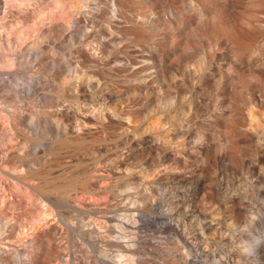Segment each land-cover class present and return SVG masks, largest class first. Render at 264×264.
I'll list each match as a JSON object with an SVG mask.
<instances>
[{
	"label": "bare ground",
	"instance_id": "6f19581e",
	"mask_svg": "<svg viewBox=\"0 0 264 264\" xmlns=\"http://www.w3.org/2000/svg\"><path fill=\"white\" fill-rule=\"evenodd\" d=\"M39 1L40 0H0V5L2 4L5 7L2 11L3 13L0 15V115L3 111L7 113H2L3 116H0V118L3 117V119H5L9 115L8 117H10L11 121L10 125V123H8L9 118L7 117V121L3 122V120L1 121L3 125L0 124V160L3 162L2 164L0 163V209L8 212L6 214L7 218H0V264H105L103 256L113 258L114 261L111 262V264H134V252L137 250L132 247V242L137 239L138 232L134 231L132 228L138 227L137 220L146 216L148 210L159 203V199L154 195L155 193L152 195L147 191L149 194L145 193L144 197L143 194H141L142 192L140 193L142 196L137 194L141 199L145 198L144 200L146 201L144 202H147V206L143 204L137 207L138 213L124 211L118 221H116L112 215H105V221L100 220L97 214L107 211V209L101 208L94 203L85 205L86 207H79L73 204L72 206L71 203H69L71 205L70 208L64 209V204L60 198L53 195V193L56 189L68 186L76 191L94 193L99 190L101 179L110 177L108 174L100 172L104 171V168L102 170V167L99 165V167L94 166L92 170L85 169L80 173L70 172L71 174L67 175L69 176L68 180L56 181L54 178L48 177L49 172L43 168L44 166L40 167L37 165L38 159H45V156L49 154H60L64 149L72 151L75 155L81 157L82 160L85 159L83 157L87 154H96L97 146L94 144H81L85 136V133L80 131L83 126L82 124L86 125L92 122L99 126L101 128L100 130L106 132L108 124H112H107L106 119L111 118V122H113L114 119L117 120L115 122H117L118 128H121V132L119 131L118 133L125 138V141L146 145L147 142L156 140L158 144H156L157 146L146 145L145 149H142L140 152L130 153L120 159L110 155L109 165L116 168L122 166L128 168L127 165L130 166L131 164L136 167L138 166V169H142L143 176H141L143 179L138 176L141 175V172L136 175L140 178V186L145 182L151 184L162 183L165 179L169 180L166 182L171 181L177 184L190 183L193 176L190 177L188 171L193 167V162H189L181 155H175L173 149L184 148L185 145H183L182 142L191 141V134H193L194 130H198L197 133H199L201 131V126L194 125L189 121L175 123V117L169 114L167 117L170 122H172V127L174 129V135L170 134V137H173V139H169L172 140V143L175 142V147L172 145L174 148L171 147L172 151L168 154L159 155L158 158L151 157L150 151L153 148L155 149L156 147L160 149L161 153V151H164L168 147V143L171 142H166L169 139L165 137L166 140L157 135L158 131H156L155 126L152 124L153 122L146 121L143 125L137 122L133 110L129 105L126 103L124 105L117 104V101L121 99L120 95L117 93L118 91L114 90L105 80L115 81L119 78V74L114 69L108 70L106 68H113V65L119 64L124 71L122 76L126 80L135 81L139 87L153 90L163 89V86L170 87L171 85H175L178 91H184L185 89L182 85L188 83L195 88V84L203 79H207L209 82H212V85H215L217 79H215L213 75L209 76L206 65L208 62H215V69H219L216 63L219 54L216 51L215 53H213L214 51L211 52L210 49L219 46L221 41L224 40L229 46V58L236 65L235 70L227 75L226 81L227 94L229 95L230 104L233 106L235 101L238 100L237 97L234 96L235 90L245 85L242 76L238 73V70H241V67L238 68V61L244 60L245 54L247 53V48L243 46L242 43L245 39L235 29L219 20L216 13L208 15L207 21H205L209 29L208 33H202L200 30L196 31V29L197 37L193 42L187 40V42H181L174 39L175 33L179 31L177 20L180 19L181 8H183V12L194 10L202 16H206V6L205 1L204 3L202 2L203 0H180L182 2L181 5H178L179 0H71L72 6L68 9L65 18L61 20H49L46 25L32 37L18 38L13 35L9 36L4 27V21L1 18L2 15L7 12L8 7L12 6L16 9L17 5L33 6L39 4ZM210 1H208V3H212ZM248 1L256 7L263 5V2L260 0ZM263 12L264 10L254 11L249 21L251 23L260 22L262 20L260 13ZM163 27V33L165 35L163 34L161 39H163L164 42H159L157 38H154L149 42L145 40L148 44H144V40H142L143 43L138 42L141 41L139 40L140 37L135 41V38L138 37L136 36L138 33L135 34V38L132 39L131 37L134 35L132 33L134 31L144 32L146 28L152 30ZM67 31L73 33L68 43L78 46L80 51L90 57L94 65H89L94 68L97 67L98 70L104 72L105 80L96 76L95 73L89 74L87 71L83 72V68H80L81 66H75V62L73 63L72 60L56 52L53 48V50L51 49V44L49 43L50 39L53 37V40L55 39L58 41ZM133 45L137 48L134 49V51L136 50V55L134 52L135 56H132L131 51H129V48H133L131 47ZM252 52L256 53V56H259L257 59L262 60L258 47L252 49ZM114 54L116 55L113 57ZM107 57L110 59H107ZM34 60H39L38 62L41 64L39 65L41 66L40 70L35 67L37 70L33 71ZM178 82L180 86L177 84ZM65 83H69L70 87H67ZM175 86L171 87L176 88ZM258 86V83L246 84V97L242 100L243 105L241 109L243 112L240 111V113H243L244 116L246 115L249 118L246 117L250 124L251 135L249 138L259 144V156L264 159V121L262 122L263 124L260 123V126H256L254 123V121L258 120L260 117H262V120L264 118V93H262L261 88L257 89ZM46 87H50V89L48 88L50 91H48L52 100L64 96L65 93L70 90L76 93L73 96L76 100H80L79 93L87 95L90 101H87L89 105L86 106L84 112H86L87 115L89 114V116L82 118L75 126H71L70 131L66 132L62 129L63 124L52 119V116L48 114L47 110L46 112L44 109L43 111L32 108L29 109V105L34 102L33 100L36 93L41 92V90ZM174 91L176 90L174 89ZM43 93L46 94L47 92ZM200 93H202L201 90H196L194 94H190V97H182V100H186L188 106L191 109L193 108L196 112H209L210 109L208 107H203L204 104L200 101ZM158 99L163 108H171L175 101V96L169 92H159ZM203 99L205 98L203 97ZM226 112L227 110H216L212 119L215 121L216 119L225 117L229 120H235L240 114L232 113L231 115H226ZM5 123L8 124L6 125ZM157 123H160L159 120ZM232 126L236 130L240 128L237 122L233 123ZM13 127L15 129H13ZM100 130L93 136L98 142L105 143V146L107 142L113 141L116 134H118H103ZM11 131L20 138L19 142L18 138H16L13 133H10ZM148 132L150 134H147ZM218 136H215L212 140H220L216 143L222 153L220 151L221 154L219 156H217V154L205 155L206 153L204 156L198 155L194 159V165L195 162H201V160L213 165L215 163L217 164L222 159H236L234 158L236 157L233 154L234 152L231 151V140L227 136H225L227 138ZM15 141H17L18 144ZM41 144L44 145V149L41 147L43 149V154L40 152V155L37 154V157H35L36 155L32 156L28 148L31 146L37 147ZM14 146L17 147L15 148ZM173 157H175L174 162L176 165L172 163L175 167L169 162ZM3 164H6L5 166H7V168L10 167V171H8L5 166L4 168ZM95 168L100 171L99 173L92 174L91 172L94 171ZM12 171H15V173ZM161 171H163V173H161ZM143 172L150 174L153 172L156 173V175L157 173L164 174L165 177L164 175L163 177L165 179L163 177V179H161V177H156V179H154L150 178L151 176L146 178ZM125 175L128 174L125 173ZM131 175L129 174V177ZM208 175L209 173H207V175L198 176L200 181L198 182L200 184L197 185L200 186V192L196 190V193L199 192L203 194L201 191L207 190L210 184L214 182L211 181V177ZM28 177L38 179V182L32 180L27 181L26 178ZM134 178L135 176L133 180ZM127 179L129 178L122 179L124 181L123 189L129 185L132 186V183H136L139 180L132 182L128 186L125 185L124 187L125 180ZM130 181L131 180H129V183ZM151 184L149 185L151 186ZM135 185L136 188H138V184L136 183ZM144 185L148 186V183ZM114 186L119 187L118 185ZM155 187H151V190L154 188L156 192ZM105 188L107 189V186ZM111 189L114 190L115 187ZM20 190L24 193L26 199L25 211L29 212V208L36 199L37 209L35 214H28L26 212V214H21L20 217L19 214L10 207L9 201L14 197L13 193ZM158 192L159 191H157V193ZM227 193L228 191L226 194ZM235 193L237 194V192ZM120 194H123L124 198V193ZM120 194L116 193L115 195L118 196ZM125 194H127V192H125ZM236 194H227L229 196L228 200L230 201L227 208L230 210L229 215L232 216H230L232 219L235 218L236 221L239 220V222H244L243 220L247 219V213L245 214L247 211H244L245 209L243 210L242 207V201L244 199L240 201L239 197L241 196L238 197ZM131 195H133L132 192ZM201 197L195 195V206H191L192 204L189 205L191 208H189L190 211L188 212L191 213L190 216H192V220L189 219L191 223L194 220V224L198 226L197 229L202 232L206 230L212 231L218 223L216 224L215 218L213 217L214 215L212 216L209 210L207 211V208L202 206L208 202V200L206 201L207 196L205 197L202 195ZM47 201H50L54 207L50 206ZM68 202L70 201L68 200ZM160 203L162 204V201ZM207 205L209 206L208 203ZM120 209L123 208L120 207ZM131 209H136V205L135 208ZM76 210H78L77 213L80 214V218L77 224H72L71 217L76 213ZM111 210L113 211V209ZM109 211L110 209L108 212ZM217 217L220 219V216ZM147 220L150 221V219ZM12 221L15 222V225H13L14 223ZM11 222L13 227L17 229H14V231H17V234L12 238L15 240L11 241L10 239V241H7L2 239L1 236L12 227ZM191 223L190 225H192ZM143 224L144 223H142V225ZM117 227H119L118 231L120 237L123 239H108V237L117 230ZM140 227L141 226H139V228ZM166 227L173 229L174 233L178 236L177 238L180 240L175 242L178 249L175 251L176 253L178 251L180 252V256H177L180 259L178 261L179 264H205V261L196 258L195 255H189L183 250L185 247L194 250V243L188 236L185 223H169ZM68 231L73 233V237H75L76 232H79L81 239H68L69 241L61 239L63 233ZM59 233L62 235H59ZM198 234L201 235V233ZM101 242L117 246L116 253L104 251ZM181 242H183L184 245ZM245 249H254L255 251V246L247 244L245 245ZM209 259H211V263L213 264H256L249 259L245 260V262L230 257L223 258L214 256ZM141 261L139 262L141 263Z\"/></svg>",
	"mask_w": 264,
	"mask_h": 264
},
{
	"label": "rangeland",
	"instance_id": "374dc122",
	"mask_svg": "<svg viewBox=\"0 0 264 264\" xmlns=\"http://www.w3.org/2000/svg\"><path fill=\"white\" fill-rule=\"evenodd\" d=\"M204 1L206 6L205 7L206 16L205 15L202 16L199 13H197V11L194 10L183 12L182 11L183 8H181L180 19L177 20L179 31L175 33L174 39L179 40L181 42H185L186 40L193 42L194 39L197 37L196 31L200 30L202 33H208L209 29L208 26H206L205 21H207V17L211 13H216L219 20H221L229 27L235 29L237 32H239V34H241L244 37L245 40H243L242 38L243 40L242 43L243 46L247 48L246 51L247 53L245 54L244 60L238 61V65H239L238 68L241 67L240 68L241 70L240 71L238 70V73L242 76L245 85H242L237 90H235L236 93L234 92V96H236L238 100L235 101L233 106H231L229 101V95L227 94L226 81H227V75L235 70L236 65L229 58V46L228 43L224 40L221 41L219 46H215L212 49H210L211 52L214 51L213 53H215L216 51L219 54L218 59H216L217 60L216 63L219 66V69H215L216 68L215 62H208L206 65V70L209 76L213 75L215 79H217V83L215 85H212V82H209L207 79H203L195 84L196 86L195 88L193 87V85H190L188 83L182 85V87L185 89L184 91H178L175 85H171V86H175L176 88H173L171 86L170 87L163 86L164 88L159 90L139 87L135 81H128L122 76L124 71L119 64L113 65V68L111 67L106 68L108 70L114 69L119 74V78H117L115 81H108L104 77L105 76L104 72L98 70L97 67L96 68L92 67L94 63L91 62L92 60L90 59V57H88L84 52L80 51L78 49V46L76 45L74 46L68 43L73 36L72 32L67 31L60 37V39H58V41L55 39L53 40V37L49 41V43L51 44L50 46L51 49L53 48L56 52H59L61 55L72 60L73 63L75 62L74 63L75 66L78 67L81 66L80 68H83L82 69L83 72L87 71L89 74L95 73L96 76L104 80L106 79L105 81H107L108 84L114 90H117L118 91L117 93L120 95L121 99L117 101V104L124 105L126 103L127 105H129L130 108H132L133 110L135 120H137V122L141 123L142 125L145 124L146 121L153 122L152 124L155 126L156 131H158L157 133L158 136L163 137L164 139L166 138L169 139L171 138L170 137L171 135H174L172 122H170L169 118L167 117L169 114H172L173 117H175L174 118L176 120L175 123L189 121L194 125L201 126V131L199 133H197L198 130L193 131V134H191L190 137L191 141L182 142L183 145H185L184 148L182 149L174 148L175 142L173 143L171 142L172 141L171 139H173L172 137L168 141H166L167 139L164 140L166 142L170 141L171 143H168V147L164 151H161V153H160V149H157L156 147L155 149L153 148L150 151L151 157L158 158L159 155H165L170 153L172 151L171 150L172 147L174 148L173 153L175 155H181L185 157L189 162H193V167L190 168L188 172L190 177L192 176L194 177V180L192 177L191 178L192 183L190 182L188 184L187 183L177 184L171 181L166 182L169 180H166L164 178L165 177L164 174L163 177V175L160 173H157V175L160 174L161 176L160 175L157 176L156 173L153 172H151L152 174L143 172V175L146 178H149V176H151L150 178H154V179H156V177L159 178L161 177V179L164 178L165 181H163L162 183H154V184L145 182L148 183V186H145L144 185L145 183L143 185L141 184L140 186L139 184L140 178H138L136 175L139 172H141V175H138L141 177L142 169L141 170L138 169L137 168L138 166L136 167L134 165L135 166L134 167L133 164H131L132 165V166L130 165L131 167L127 165L128 168H126V166L116 168L109 165L110 155L112 157H116L120 159V158H124L126 155L130 153L140 152L142 149H145L146 145L155 146L156 144H158L156 143L157 142L156 140L149 141L146 143V145L125 141V138L120 136L118 133L119 131L121 132L120 130L121 128L120 129L118 128V124L117 122H115L117 120L114 119V121L111 122L112 121L111 118L106 119L107 124L112 123V124H108V129L106 132L100 130L101 128L96 124H93L92 122L86 125L82 124L83 126L80 129V131L85 133V136L81 144L84 145L94 144L95 146L98 147L95 152L96 154H87L85 155V157H83L85 159L82 160L81 157H78L72 151H67V149H64L60 154L46 155L47 156V157L45 156V159L47 158L46 160L44 158L40 160L38 159L37 165H39L40 167L44 166L43 168L46 169L47 172H49L48 177L54 178L56 181L68 180L69 176L67 175H70L71 174L70 172L80 173L85 169L92 170L94 166L99 167V165L100 167H102L101 168L102 170L104 168L105 172L100 171L97 168H95V170L91 172L92 174L93 173L95 174L97 172L99 173L100 171L110 176L101 179L102 181L100 184V188L98 191L94 193L76 191L74 189H71L70 186L56 189L54 190L53 193V195L58 196L60 198V200L64 204V209L70 208L72 204L79 207H86L85 205H88L90 203H94L101 208L107 209V211H103L97 214V217L100 220L105 221V217H104L105 215H112L116 219V221H118L121 218V214L124 211H128L131 213H138L137 207L143 204L144 205L147 204V202H144L146 201L144 200L145 198H143L145 196L144 194L149 192L150 194L153 195V193H155L154 195L159 199V203L155 204V207L152 206L153 210L152 208H150L146 216H144L140 220L139 219L137 220L138 221L137 224L141 226L140 228L139 226L132 228L134 231L138 232L137 239L133 240L132 242V247L138 251V253L137 251L134 252V258H135L134 264H142V262L143 264L178 263V261L180 260L178 258L180 256V252L178 251L177 252L178 254L176 253L178 249L176 247L175 242L180 240L179 238H177L178 236L176 233H174V230L166 226H168L169 223L177 224L179 222L185 223L188 231V236L194 243V250H190L186 247L183 248V250H185L187 254L195 255L196 258L205 261V264H213L211 263V259L209 258H213L214 256L223 257V258L230 257L238 261L241 260V262L242 261L245 262V260L249 259L250 261H253L256 264H264V159L260 158L259 156V144L253 139L249 138L251 135L250 124L248 121L249 118L246 115L244 116L243 113H240V111L243 112V110L241 109L243 105L242 100H244L246 97V84L258 83L259 86L257 87V89L261 88L262 93H264V12L260 13L262 19L260 22L251 23L249 21L251 15L254 14V11L264 10V0H260L261 2H263V5L258 7L252 5L248 0H211V1L203 0L202 2L204 3ZM208 1L212 3H208ZM71 3H72L71 0H40L39 4L33 6L17 5L16 9H14L12 6H9L7 12L4 15H2L1 18L4 21V27L9 36L13 35L18 38L32 37L35 35V33L39 32L49 20H61L65 18L68 9L70 8V6H72ZM178 3H179L178 5H181L182 2L179 0ZM4 9H5L4 5L1 4L0 15L1 13H3L2 11ZM163 30L164 27L159 29H152V30L146 28L144 32L141 31L142 33L136 31H134L135 33L132 32L134 35L132 34L133 36L131 37L132 39L135 38V34L138 33L136 35L138 37L135 38V41H137L136 39L137 38L139 39L140 37L139 40L141 41L138 42H142V43H143L142 40L144 41L146 40L149 42L152 41L154 38H157L159 42H164L163 39H161L164 34ZM51 40L54 42H52ZM146 41L144 44L146 43L148 44V42ZM131 47L133 48H129V51H131L132 56H135L136 50L134 51V49L137 48L134 45ZM256 47H258L259 49V54L261 55L262 60L257 59V57L259 56H256L255 55L256 53L252 52V49ZM115 55L116 54H114L113 57ZM107 59L110 58L107 57ZM36 61L38 62L39 60H34L33 71L37 70L36 68H39V70L41 68V66H39L41 65L39 64L40 62L37 63ZM89 64L92 66H90ZM65 84H67V87H70L69 83H65ZM177 84L180 86L179 82ZM48 88L50 89V87H46L43 88L41 92L36 93L35 98L33 100L36 103L33 102V104H31L33 106L29 105L30 107L29 109L32 108L42 111L43 109L44 111L47 110L48 114L52 116V119H54L56 122H60L63 124L62 129L65 130L66 132L70 131L71 126H75L82 118L89 116V114L87 115L86 112H84L86 106L89 105L87 101L90 98L87 95H84L83 93H79L80 100H76L73 97L76 93L70 90L67 91L64 96L52 100L51 95L49 93L50 90ZM174 89L176 91H174ZM196 90L202 91V93H200L201 95L200 101H202V103L204 104L203 107H208L210 109L209 112L208 111L196 112L195 110H193V108L191 109L188 106L187 104L188 102H186V100H182V97L184 98L190 97L192 94L196 92ZM43 92H47V93L45 94ZM159 92L160 93L169 92L172 93L173 96H175V101L172 104L171 108H163L160 105V100L158 99ZM203 97L205 99H203ZM216 110L218 111L227 110L226 115H231L232 113H240V114L236 117L235 120H229L224 117V118L216 119L214 121V119L212 118ZM2 113L7 114L6 112L3 111L1 112L0 116H3ZM6 118L3 119V117H1L0 122L3 120H4L3 122H6L7 121ZM8 118H9L8 123H10L11 125L10 117ZM261 118L262 117L259 118L260 120L258 119L254 121L256 126H260L261 125L260 123L264 121V118L263 120ZM158 120L161 124L157 123ZM235 122H237L238 126L240 127L238 130H236L232 126V124ZM8 123L5 124L7 125ZM0 124H2V122ZM54 125L57 126L56 124ZM13 129L15 128L13 127ZM99 130L103 134L104 133L106 134L118 133V134H116L115 139L113 141L107 142L105 146V143L98 142V140L95 139L93 136L97 134ZM10 133L13 132L11 131ZM147 134L150 133L148 132ZM13 135H15V133H13ZM218 135L221 136L222 138L223 136L224 137L227 136L231 140L232 142L231 151L234 152L233 154L234 156H236L234 158L236 159L233 160L222 159L217 164L215 163L213 165H210L206 161L203 162L204 160L203 161L201 160V162H197V163L195 162L194 165V161H195L194 159L198 155L204 156V154L206 153L205 155L217 154V156H219L222 153V151L219 150L217 146L218 145L217 143L220 140L217 139L218 142L216 140L215 141L212 140L215 138V136L217 137ZM15 136L16 138H18V142H19L20 138L17 136V134ZM14 147L16 148L17 146ZM41 147L44 149V145L41 144L38 145L37 147L31 146L28 148V150H30L32 156L36 155L35 157H37V154L40 155V152L43 154V149ZM173 158L170 159L171 161H169L172 164V166L174 164L176 165V163L174 162L175 157ZM0 163L1 164L3 163L2 160H0ZM96 163L98 164V166ZM5 165L3 164V167ZM5 167L8 171H10L9 169L10 167L9 168H7V166ZM12 172L15 173V171ZM206 172L209 173L210 176L209 175L208 176L211 177L210 178L211 181L214 182L210 184L209 188H207L208 191L203 190L201 191L203 194H201L199 193L200 186L197 185L200 184L198 176L199 175L203 176L204 174L207 175ZM123 173L124 175L125 173H127L128 175L124 176ZM161 173H163V171H161ZM129 174L130 175L132 174L131 176L133 177L135 176L134 180L133 177L131 176L129 177ZM145 174L148 175L146 176ZM92 178L95 179L94 177ZM123 178H129L127 179L128 181L125 180L128 184L125 182L124 187L125 185L128 186L132 182H135L139 179L136 182L138 184L137 186L138 188H136L135 185L136 183H132L133 187L129 185L128 187H125V189H123V182H124L122 180ZM26 180L27 181L32 180L38 182V179H32L30 177L26 178ZM129 180H131L130 183ZM149 184H151V186ZM112 185L113 187H115L114 190L111 189L113 188ZM114 185H118L119 187L120 186L122 187H120L119 189V187H116ZM106 186L107 189L105 188ZM151 187H155L156 192L154 188L153 190H151ZM118 189L119 191L117 192ZM196 190L199 191L198 192L199 194L195 192ZM157 191L159 192L157 193ZM227 191L230 194H236L235 192H237L236 195L238 197L241 196L239 197L240 201L244 199L242 201L243 203L242 207L243 210L245 209L244 211H247L245 212V214L247 213L246 214L248 219V220L246 219L247 221L243 220L244 222L242 221L239 222V220L236 221L235 218L233 219L231 218L232 216L229 215L230 210L229 208H227V206L230 204V201L228 200L229 196L227 195L228 193L226 194ZM114 192L115 194L124 193V198H123V194L116 196ZM125 192H127V194H125ZM131 192L133 193V195H131ZM238 192L242 194L244 192V194L242 195ZM140 193L143 194L142 197L143 199H141L140 196L142 195ZM137 194L140 196H138ZM23 195L24 193L21 190L18 192H14L13 193L14 197L9 201L10 207L14 211H16V213L19 214V216L21 214H26L27 212L25 211L26 199H25V195L24 196ZM195 195L196 196L198 195V197H201L202 195L205 197L207 196L206 201L208 200V202L205 201L206 204L202 206L203 207L205 206L207 208V211L209 210V213L212 214V216L214 215L213 217L215 218V222L216 224L218 223L216 227L212 229V231L206 230L202 232L201 230L197 229L198 226L194 224L195 223L194 220L191 223L192 216H190L191 213L188 211H190L189 208H191V206H195V201H196L194 198ZM192 196L194 199L192 198ZM68 200L70 202H68ZM161 201L162 204L160 203ZM47 202L50 206H52V203L50 201ZM69 203H71V205ZM207 203L209 204V206L207 205ZM190 204L192 205L189 206ZM135 205H136V209H131V208H135ZM120 207L123 209H120ZM36 209L37 208H36V199H35L33 205L29 208L28 210L29 212L27 213L35 214ZM109 209L110 211H112L111 209H113V211L108 212ZM75 212L76 213L73 214V216L71 217L72 224H77L78 219L80 218V214L77 213L78 210H76ZM7 213H8L7 211H2L0 209V218H7L6 216ZM217 216H220L219 218L221 220L218 219ZM147 219H150V221ZM189 222L192 225H190ZM13 223H14L13 225H15V222ZM142 223L144 224L142 225ZM13 225L12 227L9 228V230L6 233H4L1 236L2 239H5L7 241H10V239L11 241L15 240L12 238H14V235L17 234V231H14V229L16 228H14ZM116 229L117 230L110 237H108V239H115V240L123 239L120 237L118 231L119 227H117ZM198 233H201V235ZM72 234L73 233L71 231L63 233V235L59 233V235H62L61 239L64 240L66 239V241L68 239L69 240L81 239L79 236V232L75 233V237H73ZM105 243L106 242H101L102 249L104 251L110 253H116L117 246L109 245L107 243L106 245ZM181 243L184 245L183 242ZM247 244H252L253 246H255V251L254 249H245V245ZM103 261L105 264H111V262H113L114 259L108 256H103ZM139 261H141V263Z\"/></svg>",
	"mask_w": 264,
	"mask_h": 264
}]
</instances>
